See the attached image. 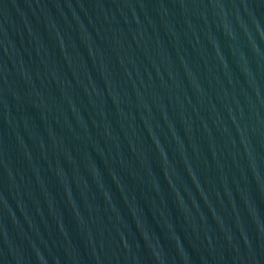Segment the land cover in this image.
<instances>
[{"label":"water","instance_id":"water-1","mask_svg":"<svg viewBox=\"0 0 264 264\" xmlns=\"http://www.w3.org/2000/svg\"><path fill=\"white\" fill-rule=\"evenodd\" d=\"M0 264H264V0H0Z\"/></svg>","mask_w":264,"mask_h":264}]
</instances>
